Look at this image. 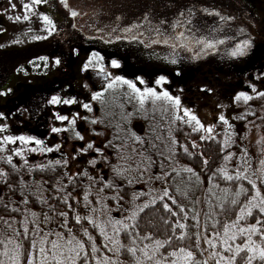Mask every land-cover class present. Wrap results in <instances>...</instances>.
Masks as SVG:
<instances>
[{
    "label": "rangeland",
    "instance_id": "1",
    "mask_svg": "<svg viewBox=\"0 0 264 264\" xmlns=\"http://www.w3.org/2000/svg\"><path fill=\"white\" fill-rule=\"evenodd\" d=\"M70 1L76 4L72 5L71 9L76 7L82 9L78 16L75 17L74 26L85 32L87 36L92 37L88 41L85 39L90 46L97 45L99 41H95V38L101 39V37L107 45H137L141 48L144 55L152 56L161 61L162 64L160 66L165 69V72L169 69L171 76H174V78L184 77V74L182 75L181 73H194V71L198 70L197 67L200 62H209L211 58L223 54L226 56H220L218 59H223L222 61L225 62L211 63L209 66H233L232 58L234 57L237 59L241 58L239 64L246 66L241 71L242 76L240 77L241 72H232L228 68L225 69L224 75L221 74L223 73L220 72L221 69L215 70V73L207 71L204 74L205 77L195 76V80L191 78L192 83L196 84L192 87L187 84L188 81H185L186 79L184 80V78L179 79L180 86H177L176 80L172 81L166 74L157 75L158 73L154 71L151 73L156 76L150 78V83H146L148 80L141 77L136 79L138 83L136 88L141 93L146 89L154 90L157 95L168 92L174 99H179V107L165 99L154 100L151 97L146 98L144 103L141 104L137 93H135L133 104L127 103L123 107L116 100L121 97V94L109 93L112 87L109 88L105 85L101 89L98 99L93 98L98 94H90L89 102L78 98L73 99L71 108L72 105L78 106L75 100L84 101L79 104L78 112H74L72 115H64L63 111H59V117H67L64 120L57 119L58 116L53 119L55 121L53 128L60 129L59 132H53V128H51V130H47V134L20 133L10 126L19 125L15 119L9 120V123H11L9 125L0 122V128L4 129V131H0V158L8 159V157H11L14 163H26L27 165L36 166H43L58 160H68L71 162L70 165L73 164V173H84V180H94L98 174L104 180H109L111 176L115 175L121 180L129 181L135 187L133 198L143 193L148 195L145 198L146 200L143 199L141 202L134 199L129 203L116 200L113 207H108L102 200L101 187L96 188L95 198L92 200L90 187L86 183L85 192L80 203V208L83 210L82 215L94 220L111 238L106 239L101 234L100 229L96 227L102 244L98 245L95 242L99 251L95 254H90L87 264H96L97 260L103 264L105 258L110 262L116 261L117 264L120 261H123L124 264H136V259H145L143 253L139 251L145 245L136 246V258H133L131 254L120 257V253H116L113 250L119 248L117 236L120 227L126 225L132 214L144 202L151 201L149 197L159 196L157 188L163 187L160 180L148 182L144 151L139 149L138 144L126 141L129 138L137 142L136 134H143L144 122L139 120L146 117L147 111L157 110L161 112L162 109H170L173 112V116L186 120L190 119L184 115V112H189L204 126L203 129H199V126L193 121L195 127L204 136L211 137L214 134H220L224 147L239 146L236 154L233 149L226 151L219 168L223 176L222 169L226 170L228 175L239 172L248 180L253 181L256 186L257 181L262 179L264 174V165L261 164L264 161V135L256 133L255 125L250 122L253 118L258 117L259 113L257 112V115L254 112L256 104L250 100L246 102L237 100L236 97L243 93L253 98L264 92V69L260 68V63H264V60H262L264 53L260 51L261 55L259 58L252 62L255 66L248 67L249 62L254 57V52L252 51L254 49L257 51L259 49L258 45L264 43V0H235L233 3L227 0H157L158 3L154 5L151 12L143 11L139 13L136 9L135 13L139 14L136 18L133 17L131 19L129 18L128 10L126 14H123L125 9L121 10V16H110L109 19L100 18L98 14L86 16L89 11L86 5H82V0ZM83 1L87 3L88 0ZM20 2H25V0H20ZM255 2L257 5H255ZM139 6L136 7L138 8ZM186 7H190L191 10L185 9ZM197 7L202 8L195 9ZM31 8L29 6L28 9ZM113 12L117 13L116 11H111V13ZM132 13H134L133 10ZM37 34L43 37L44 33ZM30 36L33 37L32 34ZM28 37L29 34L27 33L24 40L28 41ZM201 40L204 43L198 42ZM165 41L167 42L165 43ZM218 41H223V43H218ZM244 41L249 42V47L245 49V54L242 56L231 55L232 51ZM224 42H227L225 48L223 47ZM207 43H214L216 46L215 48H208L206 47ZM102 46L104 47V45ZM165 49H169V51ZM188 60L197 63L196 67L189 65ZM85 68H90V64H85ZM161 78H163L164 82L157 83ZM141 80L143 83H140ZM131 91L134 93L133 90ZM147 100L148 107L145 105ZM59 101L57 110L64 106L61 102L62 99ZM85 105L89 107L86 108ZM131 107L133 110L131 109L132 112L129 113ZM251 115L253 116L251 117ZM221 116L228 121L227 124L220 120ZM239 119L244 121V125L239 122ZM72 121H75V123H71ZM207 128H212L213 131L208 133L205 130ZM19 136L29 137L32 140L38 139L42 143L40 146L35 143L25 145L17 139ZM5 137H12L16 142L8 143ZM58 140L60 141L59 144L56 143ZM170 140L173 141L171 136ZM89 144L92 145L91 148L88 147ZM32 148H37V151H30ZM40 148H51L53 150L50 152L41 151ZM16 152H20L21 155H17ZM229 156H231V159H226ZM30 183L41 191L37 181H30ZM252 193L249 201L255 196V189L253 188ZM86 195L88 197L87 201L84 199ZM261 198H264L263 194ZM255 203L259 204V199ZM42 213L29 210L27 213L20 215L17 220H5L3 226L6 236L12 239L11 234L14 231L20 230L23 233L24 228H28L29 222H31V239L37 229H39V232L34 237L37 241L41 238L56 239L54 235L49 237L45 234L49 232L61 233L57 229L61 223L42 215ZM115 221H121L122 224H115ZM233 231L238 232V229ZM64 235L67 238L69 234L66 233ZM220 237V239H216V233H213L208 237H204L203 240L204 248H202L205 257L212 264H216V259H218V257L210 258V254L213 251L220 252L226 258L232 255L223 251L225 247L221 244V239L224 238L223 232L220 233ZM206 239L213 240L217 247L215 249L211 248L205 242ZM117 241L118 243H116ZM244 243H246V239L240 242L229 240V244L233 248L237 245L242 246ZM149 245L154 246V242ZM12 247L13 245H9V248ZM45 247H49V245H45ZM88 247L90 250V242H88ZM3 250V246H1L0 252ZM151 253L152 248L150 247L149 254L151 255ZM0 259L7 260L6 257H0ZM81 264H84V262L81 261ZM145 264H153V261H145ZM161 264H168V262L164 261ZM221 264H224V262L221 261Z\"/></svg>",
    "mask_w": 264,
    "mask_h": 264
},
{
    "label": "trees",
    "instance_id": "2",
    "mask_svg": "<svg viewBox=\"0 0 264 264\" xmlns=\"http://www.w3.org/2000/svg\"><path fill=\"white\" fill-rule=\"evenodd\" d=\"M185 9L191 10L190 7ZM73 46L80 48L81 43L78 42ZM226 46L227 42H224L223 47ZM258 48L257 51L255 49L252 51L254 57L249 62L248 67L255 66L252 62L259 58L260 51L264 53V43H260ZM220 56L225 57L226 55L215 56L209 62H200L197 67L198 70L194 73H183L184 80L188 81L187 84L192 87L194 84L191 78L195 80V76L205 77L204 74L207 71L215 73V70L221 69L220 72H223L221 74L224 75L227 68L232 72H241L246 67L239 64L241 58L235 57L232 58L233 66H209L211 63L225 62L222 61L223 59H218ZM188 63L195 67L197 64L190 60ZM260 66V68H264V63H260ZM261 93L250 99L252 103L256 104L254 112L259 113V115L257 114L258 117L253 118L250 122L255 125L256 133L264 135V95H260ZM145 105L148 107V100ZM147 112L146 117L142 118L144 122L143 134H136L137 142L129 138L126 141L138 144L139 149L144 151L148 182L160 180L163 187L157 188L159 196L149 197L151 199L150 202H147L151 205L149 208L145 209L144 212H140L138 208L135 211L136 217H131L124 225L127 226L128 234H125L123 226L120 227L117 236L120 257L128 256L129 253L125 251L126 247L149 245L156 239L165 241L171 238V246L166 245L156 254L157 258L164 262L165 260L162 258L164 255L173 249L178 250V246H181V242L173 235L174 229L177 236L185 234L183 246L189 247L196 259L203 262L206 259L203 251L204 237L218 231L221 233L222 229L218 222H223L227 217L235 218L238 216L239 209L248 203L253 194L252 185L247 178L229 181L224 178L219 169L226 151L233 149L236 154L239 146L224 147L220 134L206 137L195 127L193 121L173 116L170 109H162L161 112L157 110ZM239 122L244 125V121L240 120ZM168 134L173 138V141L170 140ZM205 160L207 164L204 163ZM70 164L71 162L68 160H58L43 166H36L26 163H8V159L0 158V172L5 174L0 176V217H2L0 219V236L7 235L3 226L5 220H17L20 215L29 210H34L43 212L42 215L60 222L61 224L57 229L61 233L66 234L68 233L67 229L71 228V234L85 242V248L89 250V241L83 235L84 228H87L98 245H101L102 242L96 227L90 224L87 219H82L80 224L75 221L77 215L85 217L82 215L83 210L80 208V203L86 183L90 187L92 200L95 198L96 188L101 187L102 200L108 207H113L116 200L129 203L134 199L141 202L148 196L143 193L133 198L135 187L129 181L121 180L115 175L111 176L109 180H104L100 174L94 180H84V173H73V164ZM186 168L192 169V172L185 171ZM236 174L233 173L231 176L235 177ZM30 181H37L41 191L32 186ZM257 186L264 195V174L262 179L257 181ZM241 187L247 190V195L243 192L239 196L236 195L237 192H240ZM165 191L168 193L167 196L164 195ZM233 199L238 200L239 203L232 205L231 200ZM165 204L171 208V212L165 210ZM222 209H229V211L225 214ZM62 212L66 213V217L60 215ZM252 212V217L246 221H241L240 227H248L254 224L256 218L264 220V216L260 214L258 208H253ZM178 223L185 225V227L183 229L176 227ZM214 224L216 227H213ZM256 227L261 228V225H256ZM30 228L31 222L28 226L29 239L32 237ZM17 233H21V235L18 236ZM137 233L139 235H136ZM146 235L152 236L153 239H142ZM11 237L15 243H22L24 249L28 248L29 240L25 239L22 231H14ZM198 239L199 248L196 247ZM243 239H246V235L244 237L237 235L236 241L240 242ZM252 239L264 247V241L259 238V234L252 235ZM133 240H135L134 245ZM120 245L124 247H120ZM23 259L24 257H22V261ZM171 259L172 257H168L169 261ZM208 264H212V262L208 260ZM236 264H240L239 257H237ZM253 264H264V262L257 259L253 261Z\"/></svg>",
    "mask_w": 264,
    "mask_h": 264
},
{
    "label": "flooded vegetation",
    "instance_id": "3",
    "mask_svg": "<svg viewBox=\"0 0 264 264\" xmlns=\"http://www.w3.org/2000/svg\"><path fill=\"white\" fill-rule=\"evenodd\" d=\"M25 2L0 0L1 123L9 125L11 124L9 120L15 119L19 125L10 126L20 133L47 134V130H51L55 125L53 119L60 116L59 111H63L64 115H72L78 112L79 104L84 102L75 100L78 106L72 105L74 108L72 110V102L65 104L63 101L78 98L89 102L90 94L99 96L103 86L113 83L117 77L135 85L138 84L136 79L139 77L150 83V78L156 76L151 73L154 71L158 73L157 75L166 74L172 81L176 79L177 86H180L179 79H182V76L174 78L169 69L165 72L160 66L161 61L144 55L137 45H107L101 37L95 38V41H99L97 45L90 46L85 39L88 41L92 37L74 26L75 17L82 10L80 7L71 9L75 2L70 0L63 2L41 0L39 4L33 0ZM157 3V0H88L87 3L82 0V5H86L89 11L86 16L98 14L100 18L106 19L110 16H121L123 9H125L123 14L128 10L130 19L136 18L143 11L151 12ZM24 5L32 8H25ZM199 8L202 7L195 9ZM136 9L139 13H135ZM73 12L76 13L75 16L72 15ZM25 16L28 18L25 19ZM17 17L20 19H16ZM45 17L51 21L50 24L45 22ZM27 33L29 40L25 41ZM37 33H44L43 37ZM78 42L81 43V47L74 48L73 44ZM113 60L120 65L118 68L111 66ZM85 64H90V68L84 69ZM101 68L103 72L100 71ZM131 90L127 84L117 81L109 93H120L121 97L116 99L117 103L120 102V106L125 107L127 103L133 104L135 101V92ZM125 96L127 98L124 99ZM52 97L62 99L64 106L60 110H57V103L51 102ZM131 109L132 107L129 113L132 112ZM59 140L56 143L59 144Z\"/></svg>",
    "mask_w": 264,
    "mask_h": 264
},
{
    "label": "snow or ice",
    "instance_id": "4",
    "mask_svg": "<svg viewBox=\"0 0 264 264\" xmlns=\"http://www.w3.org/2000/svg\"><path fill=\"white\" fill-rule=\"evenodd\" d=\"M34 3L39 4L41 3V0H33ZM63 2V0H62ZM25 8H29L28 5H24ZM73 16L76 15L75 12L72 13ZM182 15V14H181ZM25 19L28 17L25 16ZM16 19H20L17 17ZM46 23H51V21L48 20L47 17L44 18ZM182 35V34H181ZM167 41H165L166 43ZM199 43H204L203 40L198 41ZM218 43H223V41H218ZM214 43H207L206 47L208 48H215ZM249 47V42L244 41L242 44L238 45L235 50L232 51L231 55L233 56H242L245 54V49ZM96 59H100V57H95ZM175 62V61H173ZM111 66L114 68H118L120 65L113 60L111 63ZM87 67V66H86ZM101 72H103V68L100 69ZM117 81L123 84H127V86L132 89L135 93L139 95L141 104L144 103L146 98H153L154 100H161L165 99L167 101L172 102L176 107L180 106V101L178 98L174 99L172 96L168 94V92H163L161 95H157V93L152 89H146L143 93L140 92L138 88H136V85L134 83H131L127 80H123L119 77L116 78V80L113 81V83H110L108 85L109 88L113 87V84H115ZM164 80L161 78V80L157 81V83H163ZM140 83H143L141 80ZM260 95H264V93H261ZM94 99H98L99 96H94ZM237 100H244L245 102L252 99V97L245 95L241 93L239 96L236 97ZM51 102L53 104L59 103L57 97H52ZM65 104L71 103L72 101L65 100L63 101ZM86 108H88V105H85ZM90 110V109H89ZM185 116H188L191 121H195V123L199 126V129H203L204 126L200 124V121L197 120V118L194 115H191L189 112H184ZM57 119H67V117H57ZM220 120L227 124L228 121L221 116ZM71 123H75V121H72ZM95 123V121H93ZM208 133H211L213 131L212 128L205 129ZM0 131H4L3 128H0ZM53 132H59L60 129L53 128ZM79 135V133H77ZM22 144H29V143H35L37 146L41 145L40 140H32L29 137L25 136H19L17 138ZM82 139V137H81ZM5 140L8 143H15L16 140H14L12 137H5ZM59 147V146H57ZM89 148L92 147L91 144L88 145ZM41 151H52L51 148H40ZM30 151H37V148H32ZM187 151V149H185ZM17 155H21L20 152H16ZM226 159H231V156L226 157ZM12 162V158L8 157V163ZM58 163V162H57ZM94 163V162H93ZM205 164H207V161H204ZM262 165H264V161L261 162ZM185 171L192 172V169L186 168ZM224 173V178L231 181V180H240L245 178L241 173H237L235 177L228 175L226 170H221ZM119 174V173H118ZM5 175L4 173L0 172V176ZM249 183L252 185V188L255 189V196L252 197V199L249 201L248 204L244 205V207H241L239 209V215L235 218L227 217L223 222L220 223V227L223 232V239H221V244L225 247L223 248L224 252L231 253L229 257H225L220 252L213 251L210 254V258H217L216 264H221V261L224 262V264H236L237 257H239L240 264H253L254 260L259 259L261 262H264V247H261L260 244H257L252 239V235L259 234V238L264 241V220H261L260 218L255 219V223L249 225L248 227H240L241 221L248 220L249 217H252L253 208H258L259 212L262 216H264V198L262 197L261 190L257 188L256 184L249 179ZM243 192L245 195H247V190L241 187L240 192H237L236 195L239 196L240 193ZM165 196L168 195L167 191L164 193ZM84 199L87 201L88 197L87 195L84 197ZM259 199V204L255 203V201ZM66 202V201H65ZM27 203V201H25ZM175 203V201H173ZM239 201L236 199L231 200L232 205L238 204ZM151 205L148 203H145L139 208L140 212H144L145 209L149 208ZM165 210L171 212V208L167 204L164 205ZM16 210V209H14ZM94 211V209H93ZM183 211V209H181ZM229 209H222V212L227 214ZM33 215H35L33 213ZM61 216L66 217V213H60ZM137 213L132 214V218H135ZM175 215V213H173ZM2 219V217H0ZM82 219H87L90 224H92L94 227H97L100 229V232L102 235L105 236L106 239H111L107 236L104 229L98 225L94 220H92L90 217H81L80 215H77L75 217V221L77 224L81 223ZM115 224H122L121 221H115ZM256 225H261V228L256 227ZM64 227H67L66 225H62ZM125 229V234L127 233V226H123ZM176 227L183 229L185 225L183 224H177ZM213 227H216L214 224ZM235 229H238V232L233 231ZM69 235L66 238L63 233H46V236L54 235L56 236V239L48 240L41 238L39 241H37L34 237L36 234H38L39 229L35 231L33 234V238L29 239V230L27 227L24 228L23 235L25 239L29 240L28 248L24 249V245L22 243H15V241L11 238H8L7 236H0V246H3V251L0 252V257H6L5 259H0V264H79L80 261H83L84 264H87V261L90 258V254H95L99 251V249L96 247L95 241L93 237L89 234L87 228L83 229V235L87 237L88 241L90 242V250H86L85 248V242H83L81 239H77L75 235H72V229H67ZM231 233V234H230ZM17 235H21V233H17ZM136 235H139L137 233ZM173 235L176 237L177 240L181 242V246H178V250L173 249L172 251L168 252L166 255H164L162 258L165 261H168V264H208V259L203 260L201 262L200 260L196 259V256L194 255L193 251L186 246H183V241L185 240V234L176 235L175 230L173 229ZM237 235L244 237L246 235V243H244L242 246L237 245L235 248H233L229 244V240L235 241L237 239ZM220 232L218 231L216 233V239H220ZM142 239L146 240H152L153 237L150 235H146L142 237ZM211 248L215 249L217 245L213 242V240L206 239L205 241ZM118 243V241L116 242ZM133 245L135 244V240H133ZM172 239L169 238L165 241H161L159 239H156L154 241V246L151 245H145L143 248H140L139 251L143 253L144 260L136 259V264H145V261H153V264H161V259L157 258V253L161 248H164L166 245L171 246ZM9 245H13L12 248H9ZM45 245H49V247H45ZM120 247H124L123 245H120ZM152 248L151 255L149 254V248ZM196 247L199 248V239L196 241ZM24 249V251H22ZM114 252L118 253L119 248H116L113 250ZM125 251L133 258H136V247H126ZM35 253V254H34ZM241 253H244V255H241ZM248 253H251V255H248ZM203 255V253H201ZM22 257H24L22 261ZM168 257H172L170 261L168 260ZM93 259H95L94 256H92ZM96 264H101V261L97 260ZM103 264H117L116 261H109L107 258L103 260ZM119 264H124L123 261H120Z\"/></svg>",
    "mask_w": 264,
    "mask_h": 264
}]
</instances>
